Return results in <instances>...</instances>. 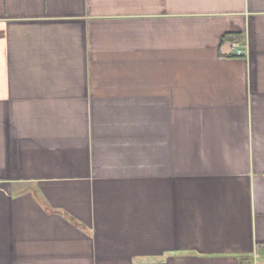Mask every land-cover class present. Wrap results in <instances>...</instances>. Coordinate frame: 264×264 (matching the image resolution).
<instances>
[{"label": "crops", "instance_id": "obj_1", "mask_svg": "<svg viewBox=\"0 0 264 264\" xmlns=\"http://www.w3.org/2000/svg\"><path fill=\"white\" fill-rule=\"evenodd\" d=\"M243 263L264 0H0V264Z\"/></svg>", "mask_w": 264, "mask_h": 264}, {"label": "built area", "instance_id": "obj_2", "mask_svg": "<svg viewBox=\"0 0 264 264\" xmlns=\"http://www.w3.org/2000/svg\"><path fill=\"white\" fill-rule=\"evenodd\" d=\"M232 44L236 48V54L235 55H238V56L244 55V50L239 47V44L237 41L232 42Z\"/></svg>", "mask_w": 264, "mask_h": 264}, {"label": "trees", "instance_id": "obj_3", "mask_svg": "<svg viewBox=\"0 0 264 264\" xmlns=\"http://www.w3.org/2000/svg\"><path fill=\"white\" fill-rule=\"evenodd\" d=\"M224 39H225V40H230V41L234 42V41L237 40V35L226 34V35L224 36ZM243 264H246V263H243Z\"/></svg>", "mask_w": 264, "mask_h": 264}]
</instances>
